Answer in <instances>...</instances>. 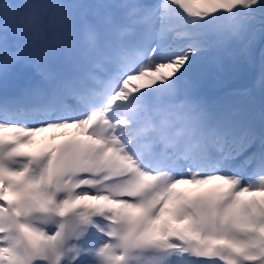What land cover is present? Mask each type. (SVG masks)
Listing matches in <instances>:
<instances>
[{"label": "snow or ice", "instance_id": "snow-or-ice-1", "mask_svg": "<svg viewBox=\"0 0 264 264\" xmlns=\"http://www.w3.org/2000/svg\"><path fill=\"white\" fill-rule=\"evenodd\" d=\"M128 15L88 53L0 38V264H264V103L219 55L252 63L264 0ZM162 99L175 134L155 126Z\"/></svg>", "mask_w": 264, "mask_h": 264}, {"label": "clouds", "instance_id": "clouds-1", "mask_svg": "<svg viewBox=\"0 0 264 264\" xmlns=\"http://www.w3.org/2000/svg\"><path fill=\"white\" fill-rule=\"evenodd\" d=\"M67 0H0V38L7 34L23 43H35L54 50L88 53L113 34L109 18L119 12L124 19L132 20L128 14L137 0H75L81 5L76 17L61 19L72 10L62 8ZM57 33H63L59 42ZM171 101H158L155 113L157 130L173 134L183 121L167 113L173 111ZM167 120L168 123H164Z\"/></svg>", "mask_w": 264, "mask_h": 264}, {"label": "rangeland", "instance_id": "rangeland-1", "mask_svg": "<svg viewBox=\"0 0 264 264\" xmlns=\"http://www.w3.org/2000/svg\"><path fill=\"white\" fill-rule=\"evenodd\" d=\"M142 1L143 0H141V2ZM230 46H233L234 50L226 52V55H228L229 62H230L229 66H225V69L228 71V73H230L232 75L239 74V75H247L248 77H251L253 70H255L257 72L258 68L256 69V67L260 63V60H258V58H260V50L264 49V43H257V46L253 52L252 63L254 65V67L252 66V63H246L243 60L235 59L234 57H235V54L237 51V46L235 44H231ZM219 55H220V57H222L221 56L222 54H219ZM241 73H243V74H241ZM257 76L258 77L256 78L255 83H253V84L249 83V85H248V82H242L244 84H241V83L239 84V83H234V82L233 83L237 86L247 88L249 90V92L251 90L250 86L255 85V89L258 90V92H257L258 94L256 95V97L259 98V100L261 101V104H262V103H264V87H262L261 82H260V72L257 73ZM239 82H241V81H239ZM248 98L250 100V105L253 106L255 104V101H254L255 98H253L251 94L249 95ZM257 98H256V100H257ZM217 99H219V97ZM256 104H257V102H256ZM256 108H257V106H256ZM36 146H38V144Z\"/></svg>", "mask_w": 264, "mask_h": 264}, {"label": "crops", "instance_id": "crops-1", "mask_svg": "<svg viewBox=\"0 0 264 264\" xmlns=\"http://www.w3.org/2000/svg\"><path fill=\"white\" fill-rule=\"evenodd\" d=\"M231 44H226L224 46V49L223 51L219 52V54H222L221 56V60H222V63H223V66H224V69H225V66H229L230 62H229V58H228V55H226V52H229V51H232L234 50V47L233 46H230ZM227 56V57H226ZM226 57V58H225ZM226 72H228L226 69H225ZM230 74V73H229Z\"/></svg>", "mask_w": 264, "mask_h": 264}, {"label": "bare ground", "instance_id": "bare-ground-1", "mask_svg": "<svg viewBox=\"0 0 264 264\" xmlns=\"http://www.w3.org/2000/svg\"><path fill=\"white\" fill-rule=\"evenodd\" d=\"M143 3H144V2H143ZM257 68H259V65H257L256 69H257ZM233 78H236V76H233V77H232V82H234V83H235V82H238V81H236V80H233ZM239 84H240V83H239ZM244 104L246 105V101H245V100H244ZM42 135H43V136H47V135H50V134H49V133H45V134H42ZM36 139H37V141H39V140H40V137H37ZM37 147H39V144H38Z\"/></svg>", "mask_w": 264, "mask_h": 264}]
</instances>
